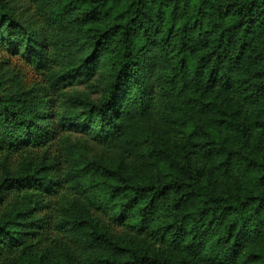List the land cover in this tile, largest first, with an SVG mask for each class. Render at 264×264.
Instances as JSON below:
<instances>
[{
	"label": "trees",
	"instance_id": "obj_1",
	"mask_svg": "<svg viewBox=\"0 0 264 264\" xmlns=\"http://www.w3.org/2000/svg\"><path fill=\"white\" fill-rule=\"evenodd\" d=\"M0 264H264V0H0Z\"/></svg>",
	"mask_w": 264,
	"mask_h": 264
},
{
	"label": "rangeland",
	"instance_id": "obj_2",
	"mask_svg": "<svg viewBox=\"0 0 264 264\" xmlns=\"http://www.w3.org/2000/svg\"><path fill=\"white\" fill-rule=\"evenodd\" d=\"M12 66H15V68L19 69L21 72L24 73V76L26 77L27 80H32L33 79V73L24 67L20 62H18L16 59L10 60Z\"/></svg>",
	"mask_w": 264,
	"mask_h": 264
}]
</instances>
